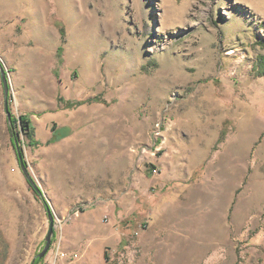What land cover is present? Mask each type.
Masks as SVG:
<instances>
[{
  "label": "rangeland",
  "instance_id": "1",
  "mask_svg": "<svg viewBox=\"0 0 264 264\" xmlns=\"http://www.w3.org/2000/svg\"><path fill=\"white\" fill-rule=\"evenodd\" d=\"M0 60V264L44 201L42 264H264V0H0Z\"/></svg>",
  "mask_w": 264,
  "mask_h": 264
},
{
  "label": "water",
  "instance_id": "2",
  "mask_svg": "<svg viewBox=\"0 0 264 264\" xmlns=\"http://www.w3.org/2000/svg\"><path fill=\"white\" fill-rule=\"evenodd\" d=\"M0 71H1L2 81H3L4 91H5V109H6V112L8 114L9 123L12 125L13 117H12V113H11L10 108H9V101H8L9 95H10V89H11L10 80H9L6 68H5V66L1 60H0ZM15 144H16V149H17L19 159H20L21 169L23 170L24 174L26 175L28 182L32 186V188L36 191V193L38 195H40L44 199V194H43L41 188L39 187L37 182L32 177L31 173L29 172V170H28V168H27V166L23 160L18 142L15 141ZM46 204H47V213H48V217H49V221H50V228H49L48 234L45 238V246H44L43 250L38 255H36L34 257L32 264L35 263L36 259H38V258L43 259L46 257V255L51 250V246L53 244L54 237H55V232H56V230H55V221H56L55 215H54L50 205L47 202H46Z\"/></svg>",
  "mask_w": 264,
  "mask_h": 264
},
{
  "label": "trees",
  "instance_id": "3",
  "mask_svg": "<svg viewBox=\"0 0 264 264\" xmlns=\"http://www.w3.org/2000/svg\"><path fill=\"white\" fill-rule=\"evenodd\" d=\"M62 37H63V43H64L65 42V31L64 30H62ZM63 53H64V48L62 46V47H60L58 49V58L61 59L62 56H63ZM92 101H98L99 102V101H101V99H99V97H96V98L90 100V102H92ZM84 103L85 102H73V103H68L67 106H68V108H73V107L80 106V105H82ZM20 121L21 122H24V123H27V121H26V119L24 117H21L20 118ZM14 123H16V122H14ZM27 127H28V125H27ZM13 137H14L13 139L18 138L17 135H16V133H15V135L13 134ZM52 142H55V139H53ZM22 156H23V152H22ZM44 204L47 207V204L45 203V201H44ZM106 258H107V260H109V258H108L107 255H106ZM43 262H44V259H39L38 258V259L35 260V263L34 264H42Z\"/></svg>",
  "mask_w": 264,
  "mask_h": 264
},
{
  "label": "crops",
  "instance_id": "4",
  "mask_svg": "<svg viewBox=\"0 0 264 264\" xmlns=\"http://www.w3.org/2000/svg\"><path fill=\"white\" fill-rule=\"evenodd\" d=\"M106 256V255H105ZM107 259V258H106ZM87 264H94V262H93V260H91V261H87L86 262Z\"/></svg>",
  "mask_w": 264,
  "mask_h": 264
}]
</instances>
